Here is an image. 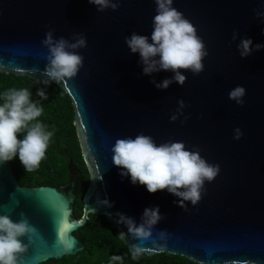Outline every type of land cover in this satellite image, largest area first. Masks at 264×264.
<instances>
[{
    "label": "water",
    "instance_id": "obj_1",
    "mask_svg": "<svg viewBox=\"0 0 264 264\" xmlns=\"http://www.w3.org/2000/svg\"><path fill=\"white\" fill-rule=\"evenodd\" d=\"M262 2L173 0V7L195 26L208 55L199 74L182 70L183 85L173 82L157 89L151 79L160 81L172 73L142 75L138 54L130 53L124 43L133 31L150 34L153 0H120L116 10L101 12L88 0H0V72L44 80L46 49L40 41L49 29L54 37L82 32L87 40L78 50L84 60L76 76L54 82L70 97L89 173L83 215L73 214L77 169L71 161L72 177L59 186L20 185L11 162L0 164V213L13 220L26 216L36 228L23 254L26 264L82 250L84 242L74 232L89 215L107 218L124 245L142 246L146 255L168 252L200 264H264V48L241 58L235 47L240 36L264 43V22L255 15ZM233 30L236 41L231 40ZM236 85L246 90L242 105L228 99ZM178 98L186 107L170 121ZM236 127L242 131L239 139H233ZM141 132L158 144L174 140L189 149L198 147L203 158L219 165L217 176L205 181L196 205L185 202L184 210L166 190L149 193L143 185L121 178L111 162V145ZM103 199L111 207L100 204ZM153 205L159 206L162 219L149 238L120 235L127 229L116 223L117 212L139 223L143 209ZM162 230L166 239L153 244Z\"/></svg>",
    "mask_w": 264,
    "mask_h": 264
},
{
    "label": "clouds",
    "instance_id": "obj_2",
    "mask_svg": "<svg viewBox=\"0 0 264 264\" xmlns=\"http://www.w3.org/2000/svg\"><path fill=\"white\" fill-rule=\"evenodd\" d=\"M153 2L155 15L150 34L133 31L124 37V43L130 53L138 54L142 75L151 77L160 71L172 73L160 81L151 79L155 88L167 89L173 82L183 85L186 75L182 70L193 75L203 71L207 48L197 35L195 26L173 7V0ZM88 3L101 12L116 10L120 0H88ZM255 15L264 22V2L255 10ZM237 37V31L233 30L231 40L236 41ZM40 43L46 49V63L42 70L44 85L76 76L84 60L78 50L87 46L84 33H73L70 38L54 37L53 30L49 29ZM235 47L238 55L244 58L264 48V43L253 44L250 37L240 36ZM245 92L242 85H236L228 91V99L242 105ZM35 95L40 99H31L32 92L27 87L8 88L0 92V164L15 158L26 172L39 167L53 136V131L37 119L43 113L41 100L48 98L46 88H37ZM176 104L175 111L169 116L170 121H176L186 107L183 99L178 98ZM21 131L24 132L22 138L17 135ZM241 135L239 127L233 129V139H239ZM110 151L111 162L118 167L121 178L127 177L132 185H143L149 193L166 190L177 198L174 203L184 210L187 209L185 202L193 206L198 203L205 191V181L211 182L220 170L218 164L210 163L200 155L198 147L189 149L183 141L174 140L158 144L152 136L142 132L134 137L115 139ZM100 204L111 207L107 199L101 200ZM116 217V223L123 224L127 229L126 233H120L121 236L130 234L134 239L141 240L149 238L153 226L162 219L158 205L145 207L139 223L124 213L117 212ZM35 233V226L26 216L13 220L7 213H0V264H26L23 254L33 242ZM166 235V231H159L152 243L165 240ZM70 246L65 245L66 248ZM159 250H163L162 245ZM144 251V247L135 243L129 248L132 259H137ZM122 260L121 255L113 254L109 264H120Z\"/></svg>",
    "mask_w": 264,
    "mask_h": 264
},
{
    "label": "trees",
    "instance_id": "obj_3",
    "mask_svg": "<svg viewBox=\"0 0 264 264\" xmlns=\"http://www.w3.org/2000/svg\"><path fill=\"white\" fill-rule=\"evenodd\" d=\"M43 80L23 75L0 72V92L8 88L27 87L32 92L31 99L39 100L35 95L37 88H46L48 98L41 100L43 113L37 119L41 120L48 130L53 131L49 146L40 165L32 172H26L17 159L11 160L13 172L20 185L32 186L39 184L62 185L71 178L69 161L72 166L81 167L83 159L80 152L75 127L73 125V107L68 94L56 83L48 85ZM22 138L24 132L17 134ZM89 177L83 179V186L76 191L74 200V216L83 215L82 198L88 187ZM74 232L84 248L73 255H64L60 259H48L39 264H109L110 256L121 255L120 264H200L184 256L168 252H158L153 255L142 254L132 259L129 247L118 237L114 227L104 216H95ZM97 220V221H96Z\"/></svg>",
    "mask_w": 264,
    "mask_h": 264
},
{
    "label": "flooded vegetation",
    "instance_id": "obj_4",
    "mask_svg": "<svg viewBox=\"0 0 264 264\" xmlns=\"http://www.w3.org/2000/svg\"><path fill=\"white\" fill-rule=\"evenodd\" d=\"M80 168L79 167H76V166H73L74 168L77 169L76 171V181H77V188L76 190L74 191V193H76V191H78L80 189V184L81 182H83V179L88 176L89 177V173H88V170L85 166V163L83 161V163H80ZM72 177V175H71ZM76 195V194H75ZM93 216L92 215H89L88 216V220L92 219ZM97 221V220H96Z\"/></svg>",
    "mask_w": 264,
    "mask_h": 264
}]
</instances>
